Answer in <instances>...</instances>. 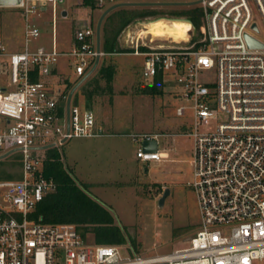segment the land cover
Masks as SVG:
<instances>
[{"label":"built area","instance_id":"obj_1","mask_svg":"<svg viewBox=\"0 0 264 264\" xmlns=\"http://www.w3.org/2000/svg\"><path fill=\"white\" fill-rule=\"evenodd\" d=\"M92 0L100 9L115 4L155 6L198 4V24L187 23L185 37L153 35L156 18L129 21L120 35V53L142 57L141 76L161 85L170 76L179 97L192 102L193 180L198 229L187 245L146 256L115 244H94L73 223L41 222L30 217L42 197L55 189L43 175L45 150L73 137L106 135L91 108L71 100L66 105L68 75L58 68L64 59L79 81L101 57L95 27L76 28L66 50L57 49L54 14L61 0H20L23 16L20 50L7 51L0 37V159L15 162L18 178L0 180V264H254L264 259V0ZM50 10V43L31 46L42 29L34 21ZM169 22V23H170ZM42 24H48L42 21ZM254 26V27H252ZM245 36L261 43L248 46ZM118 53V52H116ZM214 71L208 83L200 75ZM90 73V74H91ZM89 74V75H90ZM88 75V76H89ZM87 76V77H88ZM86 77V78H87ZM76 81V82H77ZM71 85V84H70ZM185 107L175 108V115ZM222 117H218V115ZM216 120L213 130L207 125ZM204 126L198 132L195 127ZM158 134H130L139 143L135 157L159 161ZM154 151H143L144 140ZM15 155V158H8Z\"/></svg>","mask_w":264,"mask_h":264},{"label":"rangeland","instance_id":"obj_2","mask_svg":"<svg viewBox=\"0 0 264 264\" xmlns=\"http://www.w3.org/2000/svg\"><path fill=\"white\" fill-rule=\"evenodd\" d=\"M167 2H181L168 0ZM149 7L121 6L107 12L99 28L102 31L115 28L122 18L133 16ZM98 7L82 4V0H61L56 4L54 14V39L57 49L66 50L76 28L86 25L96 26L104 11ZM146 9V10H147ZM153 16H200L198 4H174L155 6ZM62 11L65 12L62 15ZM34 21L42 29L41 35L31 40L30 45L50 43V10L34 16ZM47 21L48 24H42ZM153 32L158 33L157 19L151 23ZM116 37V48L120 50V35ZM23 16L14 7H0V37L7 51L20 50L23 43ZM160 31V30H159ZM162 31V30H161ZM101 47V45H100ZM102 49V48H101ZM111 63L115 72L111 81V94L94 95L90 108L97 119L104 121V128L111 135L94 138L73 137L56 147L63 166L69 171L76 183L89 185L87 193L109 210L113 222L124 234L126 240L121 247L129 252L146 256L166 254L187 245L189 237L198 229L199 215L194 192L193 180L192 102L179 97L181 88L170 76L159 88L160 93L141 92L143 84H149L141 76L142 57L132 53L111 52L99 60L100 66ZM59 70L68 75L67 83L73 86L74 75L64 59L58 61ZM95 69L74 90L71 100L81 107L84 104L82 89L96 77ZM200 77L212 83L214 71L203 73ZM103 85V81L99 80ZM184 106L181 116L175 115V108ZM222 117V115H218ZM216 120H210L207 127L213 130ZM198 132L205 127L197 125ZM158 134L157 148L166 152L159 161L142 162L135 157L139 143L131 140L130 134ZM10 155L8 158H15ZM1 166L6 173L16 175L17 168L10 165V159ZM3 180V179H0ZM164 188L168 194L161 205L158 197ZM5 192L0 188V196ZM133 241V243H131ZM254 264H264V259Z\"/></svg>","mask_w":264,"mask_h":264},{"label":"trees","instance_id":"obj_3","mask_svg":"<svg viewBox=\"0 0 264 264\" xmlns=\"http://www.w3.org/2000/svg\"><path fill=\"white\" fill-rule=\"evenodd\" d=\"M82 4L91 7L94 6L92 0H82ZM146 9L137 12L133 16L122 18L115 28L102 31V39L100 41L102 50L108 53L120 52V50L116 48V37L118 32L135 17L155 15L152 9ZM186 18L190 20L194 26L198 24V19L194 17V15H187ZM114 72L115 68L111 63L99 66L96 77H93L87 83L91 84L90 88L82 89L84 105L86 107H91L90 104L94 95L102 93L111 94V81ZM99 80L103 81V85L99 84ZM70 86V84H67L68 88ZM160 86V81L158 78H155L152 84H143L141 92L160 93ZM4 164L6 163L0 161V179H13L19 177L17 172L15 176L6 173L1 167ZM10 165L14 166L16 163L10 162ZM42 172L45 177L53 179L55 189L42 197L35 205L34 210L30 213V217L35 220H40L41 222L73 223L79 233L83 237L87 236L88 241L94 244L121 245L125 243L126 238L121 229L114 224L113 217L109 210L88 195L87 188L89 185L76 183L69 171L63 166L60 154L56 148L53 147L45 150ZM131 243H133V241H131Z\"/></svg>","mask_w":264,"mask_h":264},{"label":"water","instance_id":"obj_4","mask_svg":"<svg viewBox=\"0 0 264 264\" xmlns=\"http://www.w3.org/2000/svg\"><path fill=\"white\" fill-rule=\"evenodd\" d=\"M20 2V0H0V7H10V6H15ZM144 4H115L112 5L110 7H107L106 9H104V11L101 13L96 26H95V39H96V50H99V28H100V22L103 18V16L109 12L110 10L117 8V7H121V6H142ZM62 15L65 14L64 11H62L61 13ZM177 19H181L184 20L186 23H190V20L188 19H184V18H173L172 21L177 20ZM254 27V26H252ZM246 38V42L248 44V46H262L261 43L257 42L256 40H254L253 38L249 37V36H245ZM97 62V58L95 59L91 69L79 80L77 81L69 90L68 95H67V99H66V105L68 104L69 98L72 94V92L77 88V86L91 73V71L94 69L95 65ZM156 148V142L155 140L151 139V140H144L141 144V149L143 151H154ZM168 194V189L164 188L161 195L158 197V205H161L163 202L164 197Z\"/></svg>","mask_w":264,"mask_h":264},{"label":"bare ground","instance_id":"obj_5","mask_svg":"<svg viewBox=\"0 0 264 264\" xmlns=\"http://www.w3.org/2000/svg\"><path fill=\"white\" fill-rule=\"evenodd\" d=\"M156 19L159 22V26H157L158 27L157 28L158 33L153 32L151 29L153 35H159L162 33H169V34H172L176 38L177 37H185L184 31L187 28V23L184 20L177 19V20H174L171 22L170 21L167 22V20H164L162 18H156Z\"/></svg>","mask_w":264,"mask_h":264},{"label":"crops","instance_id":"obj_6","mask_svg":"<svg viewBox=\"0 0 264 264\" xmlns=\"http://www.w3.org/2000/svg\"><path fill=\"white\" fill-rule=\"evenodd\" d=\"M71 39H72V37H71ZM71 39H70V42H71ZM62 50H64V49H62ZM91 110H92V109H91ZM93 114H94V112H93ZM94 116H95V114H94ZM95 119L97 120L98 123H100V124L102 125L103 129L105 130V132L108 131V130H106V129L104 128V125H105V124H104V121H103V120H101V119H97L96 116H95ZM106 133H107L106 135H111V134L108 133V132H106Z\"/></svg>","mask_w":264,"mask_h":264}]
</instances>
